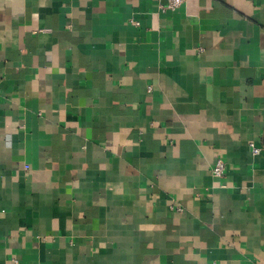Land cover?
<instances>
[{"label":"crops","instance_id":"1","mask_svg":"<svg viewBox=\"0 0 264 264\" xmlns=\"http://www.w3.org/2000/svg\"><path fill=\"white\" fill-rule=\"evenodd\" d=\"M166 5L0 0V264H264V0Z\"/></svg>","mask_w":264,"mask_h":264},{"label":"built area","instance_id":"2","mask_svg":"<svg viewBox=\"0 0 264 264\" xmlns=\"http://www.w3.org/2000/svg\"><path fill=\"white\" fill-rule=\"evenodd\" d=\"M184 1L185 0H166V3H167L166 7H168L169 9H175L178 6H180L182 3H184ZM251 148H252V152L255 154L259 152V149L252 144H251ZM224 173H225V162L221 157H219L215 161V163L211 169V174L214 177L221 178L224 176ZM176 210L180 211L181 207L176 206Z\"/></svg>","mask_w":264,"mask_h":264}]
</instances>
